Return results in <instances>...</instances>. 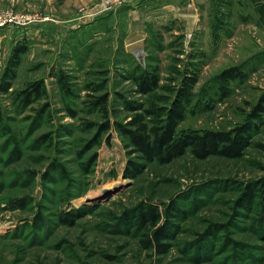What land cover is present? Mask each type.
<instances>
[{
  "label": "rangeland",
  "instance_id": "obj_1",
  "mask_svg": "<svg viewBox=\"0 0 264 264\" xmlns=\"http://www.w3.org/2000/svg\"><path fill=\"white\" fill-rule=\"evenodd\" d=\"M7 11L36 21L0 26V78L12 48L26 46L0 93V264H264V113L239 158L145 161L117 127L135 114L155 124L192 72L178 129L245 122L264 92V0H0ZM231 66L244 77L220 98L217 77ZM153 68L159 87L138 93L133 75ZM37 80L43 92L26 104L21 91ZM128 160L143 170L126 177ZM248 183L257 188L244 208ZM171 201L183 215L158 254L128 218Z\"/></svg>",
  "mask_w": 264,
  "mask_h": 264
},
{
  "label": "trees",
  "instance_id": "obj_2",
  "mask_svg": "<svg viewBox=\"0 0 264 264\" xmlns=\"http://www.w3.org/2000/svg\"><path fill=\"white\" fill-rule=\"evenodd\" d=\"M25 51L26 46L22 44H16L12 48L8 64L0 78V93H6L11 88L16 68L20 63V56ZM243 77L244 73L238 66L223 69L217 77L220 98L228 95V90L226 91L225 88L227 82ZM57 78L61 89L68 91L61 76ZM133 79L137 85V92L141 94H149L159 87V74L156 68L138 71L133 75ZM197 80V72L182 76L170 104L158 108L160 113L155 124L148 125L140 114H135L126 125L117 124L118 130L128 139L135 152L140 153L142 159L168 163L187 151L196 159H205L210 156L239 158L251 145L252 137L258 130L257 122L264 113V92L252 106L249 118L229 130L178 129V124L185 117L187 104L193 97V88ZM21 92L24 94L23 99L27 102L26 104L30 103L31 95H40L43 92L42 81L32 82ZM105 101L106 98L101 96L95 100V103L102 104ZM130 109L133 111L141 109L148 115L154 113L150 109L143 108L141 104H133ZM143 168V164L128 160L124 175L136 176ZM260 183L264 185V180ZM256 188L253 183H248L237 201L238 205L244 208L250 207ZM182 215L178 206L171 201L163 212L153 205H147L135 211L133 216L129 218L126 216V220L128 218L131 227H137L146 232V238L142 241L144 247L163 254L171 248V240L177 233L178 226L174 220Z\"/></svg>",
  "mask_w": 264,
  "mask_h": 264
},
{
  "label": "built area",
  "instance_id": "obj_3",
  "mask_svg": "<svg viewBox=\"0 0 264 264\" xmlns=\"http://www.w3.org/2000/svg\"><path fill=\"white\" fill-rule=\"evenodd\" d=\"M45 19H47V17H45ZM32 21H36V19L23 13L7 11L0 14V26H3L5 24L23 26Z\"/></svg>",
  "mask_w": 264,
  "mask_h": 264
}]
</instances>
